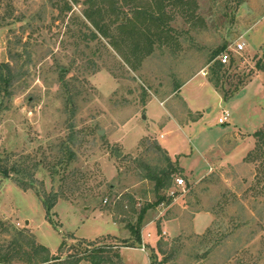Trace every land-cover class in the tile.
I'll return each mask as SVG.
<instances>
[{
  "label": "rangeland",
  "instance_id": "374dc122",
  "mask_svg": "<svg viewBox=\"0 0 264 264\" xmlns=\"http://www.w3.org/2000/svg\"><path fill=\"white\" fill-rule=\"evenodd\" d=\"M68 1L72 8L62 10L65 0H0V63L10 60V52L26 63L9 108L0 112V154L35 177L28 190L13 177L0 178V244L11 240L14 226L51 253L63 241L68 249L96 239L100 245L119 243L126 264H150L152 253L164 257L158 250L163 235L170 243L177 237L184 242L167 264H197L196 253L213 245L202 264H227L234 251L245 264H264L263 162L245 161L249 153L264 151L256 136L264 130V0L166 2L165 41L157 27L137 20L131 26L139 37L137 51L123 37L116 45L90 38L94 27L84 15L85 0ZM159 1L151 5L156 9ZM124 11L135 15L130 6ZM116 29L111 27L119 35ZM239 41L246 46L236 51ZM224 45L234 64L226 62L217 88L208 61ZM225 110L231 118L222 124ZM68 140L73 156L61 149ZM149 141L179 152L173 158L184 169L178 176L185 184L176 186L175 180L173 200L149 210L145 252L126 248L121 239L129 232L126 222L154 199L153 183L140 177L142 155L155 158L145 153ZM38 192L60 194L52 220ZM171 217L180 229L166 225ZM237 219L248 225L232 230ZM214 221L215 236L202 243ZM6 226L10 232L3 231Z\"/></svg>",
  "mask_w": 264,
  "mask_h": 264
},
{
  "label": "trees",
  "instance_id": "16d2710c",
  "mask_svg": "<svg viewBox=\"0 0 264 264\" xmlns=\"http://www.w3.org/2000/svg\"><path fill=\"white\" fill-rule=\"evenodd\" d=\"M174 1L176 0H161L158 2L157 8L155 9L151 5V0H146L144 4H140V0H85L86 8L84 9V15L94 27V30H91L89 37L92 39L100 36L105 37L108 38L113 45L117 44V39L119 37H123V41L125 39H128L127 41L132 40L133 48L137 51L139 49V37L133 35L131 26L134 22L140 20L147 22L151 26L153 25L157 27L158 30L156 31V34L160 41L164 42L166 34L168 33L167 29L169 28V26H167L168 20L170 19L165 10V3H173ZM125 6H130L135 15L130 16L125 12ZM71 8L69 1L65 0V7L62 8V10ZM107 16H109V21H111L113 25L106 23L105 18ZM111 27L117 28L116 31L118 33L126 32V36H122L120 33L119 35H116L111 30ZM145 35L148 37L149 41H151V32H146ZM120 40L121 39H118V41ZM225 48L226 46L224 45L215 50L208 61L210 66L209 79L217 88L220 87L228 70V65L222 62L220 58V54L225 51ZM10 56V60L0 63V112L9 108V104L16 91V86L20 83L26 72V69L24 70L26 63L20 62L22 55L18 52H10ZM232 64H234V59L231 57L229 66ZM94 67L97 68V65L94 64ZM230 97V95L224 94L225 100H228ZM71 98L72 96L70 94V98H68L67 101L68 103L72 101ZM71 126L73 127V125ZM256 136L261 139V144L264 145V130L257 131ZM68 142L69 140L63 141L61 149L64 151H71L70 155L73 156L74 150L70 147ZM146 145L145 153H153L155 158L151 159L147 155V157H145L147 159L145 160L142 155L143 159L140 160V166L142 167L140 177L142 180H150L153 183L151 191L154 194V199L138 210V215L135 219H129L126 222L125 227L129 230L130 235L129 237L121 239V242L123 243L122 245L124 246L142 247V230L146 224L149 210L158 207L161 203L166 202L168 204L173 200V197L168 195V190L173 187V182L176 180L179 173L184 171L183 167L180 166L178 158H173L168 149L162 146L161 143L158 141H149ZM254 159H262L263 162L261 171L263 176V190L261 195H264V151L249 153L245 161L251 162ZM10 177H13L14 181H16L24 190L34 188L35 186L33 172L30 173V171H27L19 162L11 161L10 156L4 157L0 154V178ZM38 193L45 204L48 218L52 220L50 214L60 194H52L53 197L50 198L46 193ZM130 199L133 203L136 202L135 197L131 196ZM195 200L196 203H199L198 199ZM227 204H229V199L226 194V200L222 204V207L225 208ZM262 204L264 209V202ZM132 210L137 212L134 207ZM262 217L264 218V215ZM248 222L249 221L246 219L241 221L237 219V223L234 224L235 227L232 230L244 227L245 225H248ZM214 223L215 221L208 228V231L203 237L206 240L203 239L201 241L202 243H207V239L210 241L211 236H215V228L213 227ZM13 228L14 231L11 240L8 241L7 244H0V264H16L17 262H24L25 264H80L84 259L89 260L91 264H108L113 261H117V264H126L121 252L117 249L120 247V245H118L119 243L100 245L96 239H81L78 243L72 244L66 249L67 242L63 241L59 247L58 253H51L50 249L46 245L38 243L32 234L18 230L14 226ZM11 229L12 228L6 226L3 231L10 232ZM159 233L161 235V230ZM110 237L117 239L116 235L111 234ZM219 242H222V239ZM173 243H170L166 237L161 235L158 239V250L163 253L164 257L158 259L157 253H152L150 255V258L153 260L152 264H164L173 261L177 256L176 251L179 252L178 250L184 245V242L180 237H177ZM171 244H173L174 247H170ZM215 244H218V241H216ZM214 246L217 245L207 247L208 250L205 251L207 253H203V255H200L199 251L196 253L199 257H197V264H202V262H204L202 259L211 252L213 248H215ZM196 250H198V248H196ZM238 254L239 252L236 253V251H234L232 254L228 255L226 263L228 264L229 261H233L232 264H245L242 257ZM113 258H115V260Z\"/></svg>",
  "mask_w": 264,
  "mask_h": 264
},
{
  "label": "built area",
  "instance_id": "2783aa9c",
  "mask_svg": "<svg viewBox=\"0 0 264 264\" xmlns=\"http://www.w3.org/2000/svg\"><path fill=\"white\" fill-rule=\"evenodd\" d=\"M245 46H246L245 41H239V42H237V47L235 48V50L236 51H241V50H243L245 48ZM220 58H221L222 62H224V63L229 62L230 58H231L230 52L228 50L223 51L220 54ZM230 116H231L230 112L225 110L223 115L221 117H219L218 120H219L220 123H226L230 119ZM184 184H185V179L183 177H181V176H178L176 178V186H183ZM173 188L174 187H172V188H170L168 190V195L172 196V197H174L175 193H176L175 189H173ZM145 248H146V240L143 237L142 249L145 250Z\"/></svg>",
  "mask_w": 264,
  "mask_h": 264
},
{
  "label": "crops",
  "instance_id": "0c3cea01",
  "mask_svg": "<svg viewBox=\"0 0 264 264\" xmlns=\"http://www.w3.org/2000/svg\"><path fill=\"white\" fill-rule=\"evenodd\" d=\"M230 118H231V116H230ZM230 121V119L227 121V122H229ZM218 122H219V120H218ZM226 122V123H227ZM220 123V122H219ZM222 124H224V123H222ZM168 149V148H167ZM168 151L170 152V150L168 149ZM179 152L178 151H174V152H170V154L172 155V157H175L177 154H178ZM200 212H197V214H199ZM165 219V218H164ZM167 219V218H166ZM165 221V223H167L166 225H168V222L169 223H171L172 225H175L176 226V228L177 229H180V225H179V223H180V221L177 219V218H168V220H164ZM152 225V222L151 223H147V224H145V226L143 227V230H142V235H143V237L145 238V240H146V242H149V241H151V239H150V236H151V234H150V230H149V227ZM175 226H174V228H175ZM179 231V230H178ZM165 233H168V231L167 230H165L164 231ZM109 234H112V233H109ZM150 234V235H149ZM171 234V233H170ZM113 235H116V234H113ZM129 232H128V234L126 233L125 234V236H124V238H126V237H129ZM157 236V235H156ZM155 240V239H154ZM128 247H130V246H127L126 248H128ZM134 248H139V249H142V247H134ZM124 249L125 248H123L122 249V255H123V251H124ZM143 250V249H142ZM145 252H146V250H144ZM148 258H149V256H148ZM149 262H150V264H152V262H151V258H149ZM128 264V263H127ZM164 264H167V263H164Z\"/></svg>",
  "mask_w": 264,
  "mask_h": 264
},
{
  "label": "water",
  "instance_id": "95a60500",
  "mask_svg": "<svg viewBox=\"0 0 264 264\" xmlns=\"http://www.w3.org/2000/svg\"><path fill=\"white\" fill-rule=\"evenodd\" d=\"M104 132V130L103 129H100L99 130V133H103ZM118 154H121V153H119V152H117Z\"/></svg>",
  "mask_w": 264,
  "mask_h": 264
}]
</instances>
